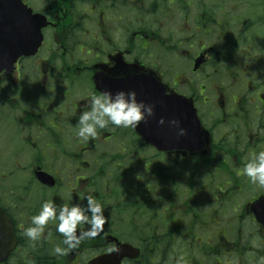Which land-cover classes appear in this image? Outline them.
<instances>
[{"label": "flooded vegetation", "instance_id": "1", "mask_svg": "<svg viewBox=\"0 0 264 264\" xmlns=\"http://www.w3.org/2000/svg\"><path fill=\"white\" fill-rule=\"evenodd\" d=\"M22 1L44 20L43 38L0 75L12 144L0 210L16 240L0 264H89L125 242L140 252L122 264H264V186L243 174L264 150V1ZM132 75L193 103L200 149L159 150L137 128L76 135L89 93ZM88 194L103 206L97 235L58 255L67 245L55 221L36 240L24 234L44 201L86 207Z\"/></svg>", "mask_w": 264, "mask_h": 264}, {"label": "water", "instance_id": "2", "mask_svg": "<svg viewBox=\"0 0 264 264\" xmlns=\"http://www.w3.org/2000/svg\"><path fill=\"white\" fill-rule=\"evenodd\" d=\"M43 26L44 20L40 15L32 13L22 0H0V73L12 71L19 57L32 55L38 50ZM117 87L135 90L138 100L153 105L152 115L147 116L137 130L159 150H197L202 147L200 121L193 103L188 99L168 94L166 86L154 76L132 75L118 81ZM181 129L185 130L183 134ZM176 143L185 144L180 146ZM39 179L53 183L44 171L39 173ZM15 243L12 223L0 210V261L7 257ZM139 252L131 244L122 243L114 251L94 258L89 264H121L123 258H136Z\"/></svg>", "mask_w": 264, "mask_h": 264}, {"label": "clouds", "instance_id": "3", "mask_svg": "<svg viewBox=\"0 0 264 264\" xmlns=\"http://www.w3.org/2000/svg\"><path fill=\"white\" fill-rule=\"evenodd\" d=\"M87 104L88 110L79 115L76 131V135L85 140L97 137L98 129L109 126L135 129L154 110L153 105L137 99L135 90L125 89L115 92L93 90L88 95ZM184 131L181 129V134ZM243 174L251 183L264 186V150L252 154L244 164ZM85 198L86 207L69 203L58 206L51 200L44 201L38 213L31 217V225L25 228L24 234L31 240L38 239L51 220L56 222V230L63 235V244L67 245V248L56 245L53 252L63 255L68 249L77 247L83 239L97 235V229L104 223L102 204L92 194ZM84 224L89 225V229L78 234V226Z\"/></svg>", "mask_w": 264, "mask_h": 264}, {"label": "rangeland", "instance_id": "4", "mask_svg": "<svg viewBox=\"0 0 264 264\" xmlns=\"http://www.w3.org/2000/svg\"><path fill=\"white\" fill-rule=\"evenodd\" d=\"M158 50H161V48H159ZM158 55H159L158 60L164 66L167 63V58H168L167 53L164 50V52L160 51L158 53ZM160 70L163 72L166 71L164 69H160ZM163 77L165 78V80H168V81L170 80V79H167V77L165 75H163ZM4 110H6V109L4 108ZM0 118H1V115H0ZM0 121H1V119H0ZM9 131L10 130H8L7 125L5 123L3 124L0 122V168H2L4 165H6V164H4L5 161L3 158L9 156V153L12 150L11 149L12 144L10 143L11 135L9 134ZM0 183H1V181H0Z\"/></svg>", "mask_w": 264, "mask_h": 264}]
</instances>
